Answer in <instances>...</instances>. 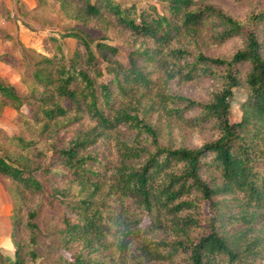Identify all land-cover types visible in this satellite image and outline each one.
Segmentation results:
<instances>
[{
	"label": "trees",
	"instance_id": "16d2710c",
	"mask_svg": "<svg viewBox=\"0 0 264 264\" xmlns=\"http://www.w3.org/2000/svg\"><path fill=\"white\" fill-rule=\"evenodd\" d=\"M35 1L104 33L46 36L24 94L0 77L34 132L0 140L15 185L0 264L38 263L40 205L66 252L53 264H264V0H231L241 16L209 0ZM14 3L1 18L28 26Z\"/></svg>",
	"mask_w": 264,
	"mask_h": 264
},
{
	"label": "rangeland",
	"instance_id": "374dc122",
	"mask_svg": "<svg viewBox=\"0 0 264 264\" xmlns=\"http://www.w3.org/2000/svg\"><path fill=\"white\" fill-rule=\"evenodd\" d=\"M15 0H0V16L6 8L14 9ZM140 4H146V0H133ZM231 13L241 16L245 13L247 4L236 3L231 0H209ZM23 9L32 8L28 15H23L24 22L22 21L10 22L0 18V53L9 54V60L0 59V77L7 79L15 85L20 93L26 92V85L23 82L22 74L25 70V59H35L38 54H44L43 40L46 36L60 37L61 33H65L67 29L73 27H85L92 33L93 36L102 34L104 28L102 26H95L90 23L84 25L79 22L71 13L66 11L59 5L48 3L46 5H38L35 0H20ZM264 9V4H263ZM101 31V33H97ZM14 38H7L8 35ZM116 41H112L120 48L124 49L121 45L120 35L117 32L109 31ZM63 42L69 49L75 46V39L67 37ZM231 45L223 51L226 52L231 49ZM125 48H128L127 46ZM190 92L197 93L196 90L190 89ZM245 96V90L237 88L235 90L232 106L230 109L231 121H237L241 117V110L238 103ZM27 112V107L22 108V113ZM21 111L13 109L8 104H3L0 101V140L4 141L8 135L23 134L26 137L34 135L33 129L24 125V120ZM184 135L189 141L193 136L190 131L185 130ZM14 183L6 177L0 176V248L6 254L14 256V247L11 241L12 224L10 216L15 205L14 201ZM47 210L44 205H40L37 222L41 228L39 236L38 253L40 259L37 264H53L61 254H66L62 249L61 242L58 240L55 233V227L46 223L45 216Z\"/></svg>",
	"mask_w": 264,
	"mask_h": 264
},
{
	"label": "crops",
	"instance_id": "0c3cea01",
	"mask_svg": "<svg viewBox=\"0 0 264 264\" xmlns=\"http://www.w3.org/2000/svg\"><path fill=\"white\" fill-rule=\"evenodd\" d=\"M11 9V8H10ZM11 10H13V9H11ZM0 18H1V16H0ZM2 19V18H1Z\"/></svg>",
	"mask_w": 264,
	"mask_h": 264
}]
</instances>
